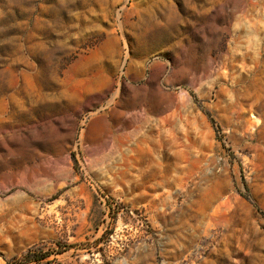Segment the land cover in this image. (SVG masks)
I'll list each match as a JSON object with an SVG mask.
<instances>
[{
    "label": "rangeland",
    "instance_id": "obj_1",
    "mask_svg": "<svg viewBox=\"0 0 264 264\" xmlns=\"http://www.w3.org/2000/svg\"><path fill=\"white\" fill-rule=\"evenodd\" d=\"M0 264H264V0H0Z\"/></svg>",
    "mask_w": 264,
    "mask_h": 264
}]
</instances>
